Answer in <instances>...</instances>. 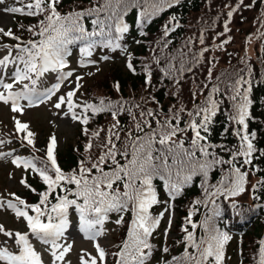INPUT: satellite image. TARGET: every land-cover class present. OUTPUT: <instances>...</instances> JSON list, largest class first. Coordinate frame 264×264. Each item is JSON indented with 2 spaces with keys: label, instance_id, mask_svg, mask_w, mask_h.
<instances>
[{
  "label": "snow or ice",
  "instance_id": "1",
  "mask_svg": "<svg viewBox=\"0 0 264 264\" xmlns=\"http://www.w3.org/2000/svg\"><path fill=\"white\" fill-rule=\"evenodd\" d=\"M4 2L5 0H0V4ZM18 2L24 4V0H18ZM59 2L60 0H29L23 7L3 9L7 13L28 16L47 13L39 22L38 32H34L32 27L28 28V31L41 37L39 41H28L25 44L10 46L8 56L0 59V88L3 89L0 91V102L10 104L11 111L14 113L23 114L25 107H35L45 103L59 90L60 82L44 90L39 88V83L45 73L62 70L67 66L64 55L68 44L77 40L84 41L85 47L81 51L84 56H91L90 49L97 44L106 47H120L116 41L128 32L127 24L122 23L123 6L126 0H103L98 7L67 14H61L57 10ZM174 2L178 3L179 0H146L147 7L142 15L162 11L164 4L171 7ZM239 2L243 4V0ZM233 11L228 12L229 19ZM85 17H94L91 20L92 31L85 27ZM172 19L175 20V17ZM224 28L225 32L229 30L227 23ZM172 30L174 28L170 29L165 25V35ZM0 33L13 40H20V37L16 36L11 29L5 31L0 28ZM203 42V37H201L200 43L203 44ZM227 42L224 41V43ZM13 48L17 53L14 57L12 56ZM207 50V48L203 49L200 56H203V52ZM9 64L16 65L11 76L12 83L4 82L3 70ZM127 66L130 70H134L131 62ZM173 70L183 73L191 69H185L181 62L179 68L173 66L165 74L170 75ZM71 75V72L64 73L58 77V81L62 82ZM211 78L210 70L208 79ZM82 79L83 77H78L77 88L69 91L66 96H60L53 106L60 109L62 105H67L68 111L65 115L70 113L72 120H79L84 125L88 123L87 113L89 112L92 115L104 111L111 112L116 122L107 130L108 135L102 145L103 151L95 161L91 159L81 161L77 170L65 173L57 162L55 154L57 140L55 136H52L46 151V159H39L38 163L34 162L37 159L35 157L12 159V163L17 167L23 166L25 170L30 169L38 174L47 185V190L41 193L40 202L36 205H28L23 199L12 194L14 200L18 201L23 209L17 207L12 200H0V208L12 209L17 218H23L27 222L29 229L28 233H13L0 225V233L12 239L18 247V253L10 252L7 247H0V261L4 264H42L40 255L29 241V235L45 244H50L54 259L62 261L71 250V245L60 243L70 227L69 213L71 210L78 215L80 231L87 234L88 239L94 241L104 234L103 225L109 213H119L120 218L117 224H123V214L130 212L132 219L126 236L119 245L118 251L111 255L116 258L115 264H146L152 247L149 238L160 225L164 215L162 212L159 216H154L150 211L153 206L162 203L158 199L154 180L163 182L171 200L175 199L195 176H200L203 178L206 199L197 200L195 204H202L205 208H209L211 204V208L199 224L192 221L193 213L189 212L186 221L192 230L189 231L187 227L182 229L186 234L184 237L185 254L179 258L173 257V264H223L224 246L231 237L228 233L221 231L214 222V218L221 215L220 206L216 201L222 196L225 200H231V207L238 210L235 197L249 190L246 187L249 183V172L241 169L253 163L258 151L260 155H264V150H258L253 143L256 133L249 131V120L252 118L250 113L251 80L242 75L240 71H237L234 76L229 74V78L221 81L223 89L220 84L213 85L205 100L196 105L193 111H187L191 119L185 122L184 127H181L180 113L186 111L183 107L176 112L170 110L171 114H166L165 119L161 120L158 118L159 113H154L151 109L146 112L141 111L137 119L132 114L131 108L124 109L123 104L117 107L116 103L106 102L104 99H101L98 104L84 103L82 106L74 104L73 97L79 91V81ZM147 82H150V74ZM14 84H22L23 87L19 91H13ZM117 90H119L118 84ZM221 93L225 99L230 101L228 119L235 126L233 135L239 140L235 150H229L231 158L227 160L218 159L214 153L210 152L209 148L215 146L207 142V134L210 132L213 119L217 116L220 103L214 99V95ZM195 97L196 93H193V98ZM22 100L27 103L22 105L20 103ZM76 107L82 108L81 116L74 111ZM125 110L132 115L135 124L134 130H129L126 139L121 140L119 121L116 117ZM153 120L155 127L152 124ZM15 126L18 133L26 132L23 139L26 140L27 145L35 148V134L28 131L29 125L15 119ZM189 130L193 136L186 146L184 134ZM100 131L92 133V136L99 137ZM84 133L88 134L87 128L84 129ZM117 142H120L122 146L118 147ZM4 143L5 141L0 140V144ZM91 148L92 144L89 143L85 151L88 152ZM5 155L10 156L11 153H0V158ZM224 164L229 166L227 175L217 185H211L210 187L214 190L209 191V186H207L209 172L215 166ZM21 183L25 187L29 186L24 180ZM257 184L264 186V179H258ZM256 189L257 185H252L251 190ZM50 196L55 199V203L50 201ZM24 209H30L35 215H29V212ZM170 225L171 220H169ZM197 228L201 230L202 235L196 234ZM94 246L97 256L92 257L85 254L87 255L85 259L82 255L81 264H105L109 253L99 243ZM188 249L192 251L189 252ZM258 264H264V241L261 242L259 248Z\"/></svg>",
  "mask_w": 264,
  "mask_h": 264
},
{
  "label": "trees",
  "instance_id": "2",
  "mask_svg": "<svg viewBox=\"0 0 264 264\" xmlns=\"http://www.w3.org/2000/svg\"><path fill=\"white\" fill-rule=\"evenodd\" d=\"M259 1L262 3V0ZM259 1L254 2L256 10L261 7ZM28 2L29 0H24V4ZM14 3L20 7L24 6L18 0H14ZM102 3L103 0H60L57 10L61 14H67L81 9L98 7ZM238 4H240L239 0H179L178 3L174 2L171 7L164 4L162 11H156L151 15H142L147 7L146 0H126L123 6L122 23L127 24L128 32L116 41L120 47H106L97 44L90 49L91 51L116 53L117 60L103 73H97L82 83L79 102L82 105L84 103L98 104L101 99H104L106 102L116 103L117 107L119 104H123L124 109L131 108L132 114L137 119H139L141 111L146 112L151 109L154 113H159V119L164 120L166 114L170 115L171 112H176L183 107L186 111L180 113V116L181 127H184L185 122L191 119L187 115V111H193L196 105L201 104L209 95L213 85L220 84L223 89L221 81L229 78V74L234 76L237 71H240L242 75L251 80L250 99L252 105L250 113L252 118L249 120V131L256 133V138L253 141L256 148L264 150V37L260 36L261 47L251 48L248 52L240 50L231 43L229 45L222 43L220 40L225 29L224 25L229 19L227 14ZM258 4H260L259 7ZM149 11H151L150 8ZM45 15L47 13L37 16H16L14 26L10 29L20 37V40H13L0 33V45L10 48V46L25 44L28 41H39L41 37L34 35V32L39 31V22L44 19ZM173 17L175 20L172 19ZM93 18L85 17L84 19L85 27L89 31L93 30L91 23ZM252 19L250 17L249 21L252 22ZM262 20H264V14ZM245 22L246 16L243 14L242 19L238 20V25L241 26V31H245L244 37L250 39L255 32L249 33L248 28H245L247 25ZM165 25L170 29L174 28V30L165 35ZM29 27H32L34 32L28 31ZM201 37H203V44L200 43ZM219 45L223 46L219 47ZM84 47V41H74L66 46L64 57L68 53L75 54ZM218 47L219 49H217ZM205 48L208 50L203 52V56H200ZM217 56L220 57L219 60ZM218 61L220 65L212 74V69H215ZM129 62L133 65L134 70H130L127 66ZM181 62L185 69L190 68L191 70H185L183 73L173 70L170 75L165 74L173 66L179 68ZM210 70L212 78L209 80ZM149 74L150 82H147ZM117 84L119 90H117ZM193 93H196L195 99ZM214 99L220 103L217 116L213 119L210 132L207 134V142L215 146L209 148L210 152L214 153L218 159L227 160L231 158L229 150H235L239 140L233 135L235 126L228 119L230 101L225 99L223 93L214 95ZM88 117V123L78 125L73 139L67 143L64 150L60 151L56 147L57 162L65 173L77 170L81 161L88 159L95 161L103 151L102 145L108 135L107 130L116 122L109 111L96 115L89 112ZM116 119L119 121L121 140H124L127 132L134 130L135 121L126 110L121 111ZM152 124L155 127L154 120ZM85 128L88 129L87 135L84 133ZM96 131H100L99 137L92 136V133ZM192 136L191 130L184 134L186 146L190 143ZM19 140L26 148L24 159L35 157L37 159L34 162L37 163L39 159H46L50 140L48 135L37 143L34 136L35 148L27 145L25 139ZM89 143L92 144V148L86 152L85 147ZM117 146L121 147L122 145L117 142ZM105 168L107 170V166ZM228 168L227 164L219 165L209 172L207 181L209 191L214 190L210 187L211 185H217L227 175ZM241 170L249 172V183L246 185L249 190L235 197L238 210L231 207V200H225L222 196L216 201L220 206L221 215L215 217L214 222L221 231L228 233L231 237L224 246L223 264H258L259 248L261 242L264 241V186L257 184L258 179H264V155H260L258 151L253 163L242 167ZM23 180L29 186L25 187L23 184V191L16 197H20L28 205L39 204L41 193L47 190V185L38 174L30 169L26 172ZM154 185L157 189L158 199L162 203L153 206L150 210L151 213L154 216H159L162 209L169 205L176 213L177 219L174 236L168 241L161 243L156 240L159 228L153 232L149 238L152 247L146 264L160 258L164 260L165 264H173V257L179 258L185 254L184 237L186 234L182 229L187 227L189 231L192 230L186 221L189 212L193 213L192 221L199 224L205 218V214L209 212L211 204H209V208H205L202 204H195L197 200L206 199L203 178L200 176H195L183 191L171 200L163 182L154 180ZM252 185H257L255 191L251 190ZM254 196L257 198L254 199ZM49 199L52 203L56 202L52 196ZM12 200L16 201L14 198ZM16 202L19 205L18 201ZM19 207L23 209L22 205ZM24 210L28 211L29 215H35L30 209ZM72 212L70 210L69 216H72ZM123 215V224H117L120 214L116 212L109 213L108 219L104 223V225L114 224L117 230L112 245L106 250L109 253L107 256L109 264H115L116 258L111 254L118 251L132 219L130 212ZM196 234L202 235L199 228H197ZM165 249L167 250L165 251ZM188 251L192 250L188 249Z\"/></svg>",
  "mask_w": 264,
  "mask_h": 264
},
{
  "label": "rangeland",
  "instance_id": "3",
  "mask_svg": "<svg viewBox=\"0 0 264 264\" xmlns=\"http://www.w3.org/2000/svg\"><path fill=\"white\" fill-rule=\"evenodd\" d=\"M256 0H244L243 4L236 5L233 9V15L228 19V31L222 33L220 38L221 42L228 41L226 44L239 48L240 50L248 52L251 48L261 47V38L264 37V20H262V15L264 14V0H262L261 7L259 10L254 9V2ZM238 6V7H237ZM260 4H258V7ZM6 7H18L13 0H5L4 4H0V28L4 30L13 27L14 18L17 15L25 14H11L3 11ZM243 14L246 16L247 25L249 33H254L252 38L246 39L244 37L245 31H241V26L238 25V20L242 19ZM252 17V22L249 21ZM232 41V42H231ZM220 47V45H219ZM219 47L217 49H219ZM216 49V51H217ZM10 49L0 47V59L8 56ZM91 51V50H90ZM91 56H84L82 51H79L76 55H69L66 58V67L62 70L49 71L44 74L40 79L39 88L41 90L50 89L53 85L60 82L61 86L59 90L47 100L45 103L40 104L35 107H25L23 114L14 113L11 111L10 104H4L0 102V140L5 141L4 144H0V153H11V155H5L0 158V200L8 201L12 200V194L15 196L23 191V184L21 181L28 170H25L23 166L17 167L12 163V159L21 158L23 159V154L25 156L26 148L20 143L19 139L26 136V132H17L15 126V119L20 120L22 123H27L29 125L28 131L35 134L36 143L42 140L46 135L48 137L55 136L57 140L56 147L62 151L66 147L73 137L76 128L81 122L79 120H72L71 114L65 115L68 111L67 105H62L60 109L55 108L53 105L58 102L60 96H66L69 91H73L77 88V78L83 77L79 81L81 86L83 82L94 76L95 74L103 73L108 69V67L117 60L116 53H109L108 51H91ZM14 57L15 55L12 54ZM108 57V59H104ZM219 56L217 59L219 60ZM219 61L216 63V67L212 74L219 67ZM16 65L9 64L6 69H4L5 78L4 82L12 83V73L15 71ZM71 72L72 75L67 79L58 81V77L64 73ZM27 83V81L25 82ZM23 87L22 84H14L13 91H19ZM0 91H3L0 88ZM80 87L76 95L73 97L74 104L81 105L79 102ZM22 105H25L26 101H20ZM74 111L78 116L82 115V108L76 107ZM88 115V113H87ZM15 118V119H14ZM19 139H18V138ZM8 141H11L8 143ZM21 196V195H19ZM13 201V200H12ZM13 203H16L13 201ZM17 207L19 205L17 204ZM165 209H168L165 211ZM164 213L161 219V224L158 227L159 232L156 234V240L158 242L164 243L174 236V227L176 223V213L169 207L162 209L161 213ZM169 220H171V225L169 226ZM0 225L13 233L26 231L28 233L27 222L23 218H17L15 212L12 209L0 208ZM104 234L97 237L96 240H91L87 238V234L83 233L79 229L78 218H70V227L65 232L63 239L60 243L62 245H71V250L65 255L62 261H56L52 255L51 245L45 244L38 240L37 238L29 235V241L33 248L40 255L42 264H81V256L84 255L87 259L88 254L92 257L97 256L95 244L99 243L101 247L105 250L112 245L113 237L117 230L114 224L103 225ZM115 229V231H114ZM28 231V232H27ZM0 247H7L10 252L14 253L17 245L12 239L6 237L3 233H0ZM0 264H4L0 261ZM105 264H108L106 257ZM149 264H165L162 258L154 260Z\"/></svg>",
  "mask_w": 264,
  "mask_h": 264
}]
</instances>
